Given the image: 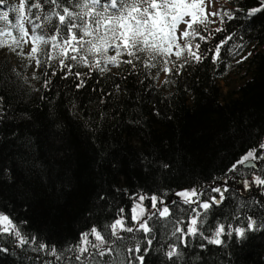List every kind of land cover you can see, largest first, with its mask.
I'll return each instance as SVG.
<instances>
[{"label":"trees","instance_id":"obj_1","mask_svg":"<svg viewBox=\"0 0 264 264\" xmlns=\"http://www.w3.org/2000/svg\"><path fill=\"white\" fill-rule=\"evenodd\" d=\"M35 2L25 0V15L47 39L63 26L46 17L62 9L44 0L30 9ZM61 2L80 11L75 0ZM0 5L10 22L0 20V30L19 37L14 7ZM193 28L185 44L200 60L186 50L160 85L162 55H122L105 71L91 56L89 66L68 59L69 71L41 52L29 78L0 53V217L10 221L8 231L0 222V264H264V183L240 162L264 154V0H223L216 27ZM249 160L264 180V159ZM183 192L197 196L185 202ZM140 195L168 210L129 231ZM253 221L259 230L238 244L235 229ZM221 227L222 243H209Z\"/></svg>","mask_w":264,"mask_h":264},{"label":"snow or ice","instance_id":"obj_2","mask_svg":"<svg viewBox=\"0 0 264 264\" xmlns=\"http://www.w3.org/2000/svg\"><path fill=\"white\" fill-rule=\"evenodd\" d=\"M44 2L54 5L55 8L62 9V11H52L51 15L46 17V19L51 21L52 17L55 16L59 25L63 26V29L61 30V28L57 27L56 34L47 39L42 35L36 34L35 30L40 25L33 23L24 14L25 0H21L19 6L12 9V11L17 13L16 23L12 27L18 31L19 37L12 36L10 31L0 30V35L11 38V42L8 39L0 41V47L7 46L15 51L16 47H20L21 42L27 43L28 40H31L33 47L29 53V59L36 60L37 65H39L41 61L37 56L39 53L44 52L49 59H59L60 65L68 67L69 71L71 66L65 65V60L70 59L82 62L85 66H89V56L93 58L91 67L100 68L101 71H105L108 64L119 67L121 63L119 58L122 55L138 58L137 53L139 52H146L149 59H155L157 55L167 57L173 54L179 59L187 50L191 58L197 61L200 60V56L192 51L191 42L189 41L181 48L179 43H177L178 38L176 36L178 25L185 23L187 29L181 31V37L186 40L190 36L195 37L198 33L193 28V23H204L206 20V17H203L202 9L195 0H192L191 3L188 0H75L73 8H79L80 11L78 12L64 6L61 0H44ZM0 3H3V0H0ZM33 7H41L39 0L29 5L30 9ZM198 15L203 18L198 19ZM212 15H217V13ZM225 15L229 19L233 18L230 13H225ZM185 17H191V19L185 20ZM36 19H39V16ZM0 20L5 21L6 24L10 23L7 11L0 14ZM25 20L33 24L32 35H29L24 27ZM77 29L80 33L79 36L77 35ZM200 39L203 40L205 37L200 36ZM41 45H48L49 49L45 52L40 47ZM173 47L176 49L175 52H173ZM196 48L199 49V44H196ZM109 49L114 50L115 55L109 56ZM218 51L219 46L217 47V53ZM101 62H103L104 67H101ZM123 62L131 64L133 61L129 59ZM168 62L165 59V65ZM163 70L165 72L169 71L167 66ZM261 147L264 148V144H261ZM250 158L264 159V154L256 157L254 151H249L240 162L243 163ZM255 183L262 184L264 180L257 178ZM216 191L220 190L216 189ZM180 195L185 198V202H189V197L195 196L196 193L183 192ZM202 207L207 209L209 205L203 204ZM166 212L167 208L164 209V213ZM0 220L5 224L4 231H8V226L10 225L8 218L2 216ZM120 223V221H117V224L112 227L115 229ZM191 223L195 226L197 221L193 219ZM259 227L264 228V224ZM128 230L131 231V229ZM246 230L256 231L259 229L255 221L248 224L247 229H235V239L238 244L247 239ZM190 232L195 234V227H192ZM223 232L224 229L221 227L215 234L217 238L210 240L209 243L221 244L222 241L219 237ZM92 234L95 235L97 240L102 241V237L95 228L92 229ZM16 235L19 236V232ZM228 235L232 236L233 233L229 232ZM88 242V234L85 233L83 235V243L87 244ZM21 243H26V241L21 240ZM41 246L43 247V245ZM79 251L82 254L87 251V248L81 247ZM51 254L56 255L54 248ZM174 254L175 250L168 253L169 257Z\"/></svg>","mask_w":264,"mask_h":264},{"label":"rangeland","instance_id":"obj_3","mask_svg":"<svg viewBox=\"0 0 264 264\" xmlns=\"http://www.w3.org/2000/svg\"><path fill=\"white\" fill-rule=\"evenodd\" d=\"M21 0H3V3L0 4H6L9 7H18L20 4ZM188 2H192V0H188ZM195 2L200 6L202 9L203 17H206V20L202 24H208L211 27H216L218 25V7H220L221 2L223 0H195ZM1 7V5H0ZM213 13H217V15H212ZM25 14V10H24ZM198 15V19L203 18ZM191 17H185V20H190ZM195 24V23H193ZM24 27L27 29L29 35H32L31 32L29 31L27 27V20L24 21ZM187 29V25L185 23H180L177 27L176 31V36H177V43H179L180 47L183 48L185 46V39L181 37V31ZM27 39V38H26ZM5 40L3 35H0V41ZM15 47V46H14ZM33 47V43L31 40H28L27 43L21 42L20 47H16V50L13 51L11 48L5 46V47H0V53H5L8 56V59L10 61V64L17 70H20L25 76L31 78L34 72V67H35V60L29 59V53L31 52V49ZM176 49L173 47V52H175ZM176 58V55H170L167 56L166 59L169 61L167 65L163 66V69L165 66L169 67L171 62ZM161 70L160 74L157 77V85H160V83L163 80L164 76V70ZM222 89H223V84L220 83ZM224 91V90H223ZM264 151V148H263ZM253 162V161H252ZM254 163V162H253ZM255 164V163H254ZM257 167V165L255 164ZM249 171V176L250 179L255 180L259 178V173L260 171L256 169L255 171L253 169H247ZM254 172H253V171ZM263 174H264V167L262 169ZM262 173V172H261ZM260 179V178H259ZM236 187L239 188L240 191L244 190L243 184L241 182L236 183ZM213 189V188H212ZM191 193V192H189ZM218 195L216 194L215 198ZM181 200H185L183 196L180 195L178 196ZM191 199H193V196L189 197V202H192ZM148 200L149 206H146V201ZM158 201L156 200L155 197H146L144 195H140L136 198L132 208H131V228L130 229H137V228H143L145 227V221L147 218L153 213V211L160 209L159 212L163 213L162 215H165L164 209L165 208H160V204L157 203ZM163 201H161L162 203ZM165 202V201H164ZM163 206V204H162ZM165 207V205H164ZM168 210V209H167ZM119 221V220H118ZM3 229L5 227V224L3 223L2 220H0ZM121 222V221H120ZM117 224V221L114 223V225ZM192 228V223L190 224ZM10 228V225L8 226V229ZM125 227L122 224V222L115 227L116 231H121Z\"/></svg>","mask_w":264,"mask_h":264},{"label":"water","instance_id":"obj_4","mask_svg":"<svg viewBox=\"0 0 264 264\" xmlns=\"http://www.w3.org/2000/svg\"><path fill=\"white\" fill-rule=\"evenodd\" d=\"M241 167L242 168H246V169L251 168L253 170H256L255 164L252 161H250V160H247V161L243 162L241 164Z\"/></svg>","mask_w":264,"mask_h":264},{"label":"bare ground","instance_id":"obj_5","mask_svg":"<svg viewBox=\"0 0 264 264\" xmlns=\"http://www.w3.org/2000/svg\"><path fill=\"white\" fill-rule=\"evenodd\" d=\"M197 196V195H196Z\"/></svg>","mask_w":264,"mask_h":264}]
</instances>
